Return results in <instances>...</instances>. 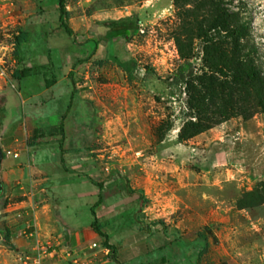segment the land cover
<instances>
[{"label":"rangeland","instance_id":"rangeland-1","mask_svg":"<svg viewBox=\"0 0 264 264\" xmlns=\"http://www.w3.org/2000/svg\"><path fill=\"white\" fill-rule=\"evenodd\" d=\"M65 1L73 36L60 25L58 0H0V95L7 98L0 228L22 239L30 218L8 220L18 214L14 203L45 189L54 214L77 206L80 227L94 234L91 209L101 203L96 221L112 245L138 241L142 229L160 249L156 264H264V113L254 91L232 78L244 62L264 77V0ZM132 15L141 26L130 43L102 40L98 22ZM240 25L244 36L226 38ZM20 32L28 41L18 63ZM187 63L193 77L185 86L174 74L188 72ZM23 68L30 76L15 80ZM205 85L213 97L197 109ZM243 100L248 119L238 108ZM199 110L217 124L193 131ZM65 113L63 138L48 134L29 146L34 130L52 132ZM167 120L174 126L160 142ZM17 181L28 196L17 193ZM256 191L259 202L250 195ZM14 247L0 240L6 260L19 259Z\"/></svg>","mask_w":264,"mask_h":264},{"label":"crops","instance_id":"crops-1","mask_svg":"<svg viewBox=\"0 0 264 264\" xmlns=\"http://www.w3.org/2000/svg\"><path fill=\"white\" fill-rule=\"evenodd\" d=\"M15 155L18 157L17 153H14V156ZM34 168L35 167L29 172H33ZM22 183L17 181V193L23 190L25 191L23 196H28L27 187L24 189V186L20 185ZM31 186H36V184L31 183ZM29 194L31 193L29 192ZM11 196L14 195L11 194ZM14 197L19 198V196ZM69 197L77 201L82 198L80 195ZM35 198H39L41 201L37 204ZM14 205L18 214L8 220L18 221L30 218L26 223L24 231H27L28 227H31V229L36 228L38 240L42 242H52L55 249L54 251H50L48 255L43 256L41 261L37 263L35 256L32 255L35 239L27 235H22V239L11 240L13 247L15 246L12 252H18L16 255L19 256V259L16 261L6 260L4 256L0 254V264H72V259L65 256L66 249L71 251L75 258L91 260L88 264H156V262L153 261H156V259L159 260L154 255V252L157 250L160 251L159 247L157 246L158 248H156L155 245H149L146 242L142 229L139 231L138 236H141V238L138 237V241L128 244L122 243L121 245H113L116 249V252L113 254L110 252V249L99 247L97 243L102 242L103 239L101 238L102 240L98 241L97 234H94L90 230L86 231L83 227H80L78 207L76 206L72 213H66V215L64 212L57 215L54 214L52 210V200L48 197L45 189L32 192L27 200L16 201ZM98 214L96 210V217L100 221ZM30 221L32 222L31 224H29ZM107 234L109 235V233ZM67 236L68 240L66 239ZM93 244H97V247L92 248ZM110 244H112L111 240ZM105 249H108V251ZM21 255L30 256V260L27 262L21 260ZM162 260L163 258H160L159 261Z\"/></svg>","mask_w":264,"mask_h":264},{"label":"trees","instance_id":"trees-1","mask_svg":"<svg viewBox=\"0 0 264 264\" xmlns=\"http://www.w3.org/2000/svg\"><path fill=\"white\" fill-rule=\"evenodd\" d=\"M58 6H59V12H60V25L61 27L64 29L65 33L69 36H73V31L68 23V16H69V12L66 10V1L65 0H58ZM222 17H225V12H223ZM226 20V17L224 18ZM97 25L102 28L104 30V33L102 35V40L109 43L110 45L113 46H123L125 44L130 43L139 33L140 31V26H141V20L139 19V17L137 15H132V16H128V17H124L118 20H109L106 22H98ZM222 25V24H220ZM219 25L215 24L214 26V30H218ZM247 31L246 26L244 25H240L234 28H227L226 29V38L229 39H238L241 38L242 36L245 35ZM28 41V33L26 32H20L16 38H15V51H14V58L15 60L19 63L21 62V57H20V48L26 44ZM249 56V55H247ZM189 66V70L188 72H186V70L184 69V67H182L180 70L176 71V73L174 74V78L176 80V82L180 85H185L188 86L189 82L191 80V78L193 77V71H192V66L187 63ZM240 65L243 66V71L239 72L237 69L235 70L236 73L232 76V78H234L235 82L238 83V85L241 87V89L244 92H248L253 90L254 91V98H255V105L257 106V108L264 113V77H262L260 71L258 70L257 67H254L251 64L248 63H241ZM215 71V70H214ZM218 72L223 73L224 75H227L226 72H224L222 69H217ZM216 71V72H217ZM30 72L31 69L29 68H23L21 70H16L13 73V78L15 80H21L23 78H27L30 76ZM206 85L203 87L204 90L206 91V96L205 95H201V96H197L196 98V102H198V105H196L197 109H202L204 102L206 101V97H213V91H209L207 90V88H205ZM201 94V93H199ZM246 101L243 100L242 102H240L238 108L241 112V116H243L244 118L248 119L250 118L251 114H247L246 112ZM6 103H7V98L5 95H0V135L2 133L3 130V123L4 120L6 118V114H5V108H6ZM66 114L65 113L62 118H61V124L59 127H54L52 129V132H48L46 133V131L44 129H36L33 132V136L31 138L32 142L29 143V146L34 147L35 145H37V140L40 138L45 137L46 135H56V134H60L63 138L64 136V125H63V121L66 118ZM201 111H198V115L200 116V119L198 118L197 122H193L191 123L192 125V129L195 132H198L199 130H208L211 129L213 125L217 124V123H212L211 121H207L206 119H204L203 117H201ZM207 123H205V122ZM174 126L173 121L171 120H167L165 122L161 123V126L159 128V141L162 142L165 140L166 136L169 134V132L172 130ZM184 131V128L182 129ZM5 157V153L3 151V159ZM100 186V191H102V186L103 185H99ZM131 193H134V191H131ZM251 197H254L257 199V202L261 201L263 196L261 193H258V191L251 193L250 194ZM142 200H145V197L143 195H140ZM2 196H0V198H2ZM99 198L101 199V194L99 195ZM239 205L241 207H243L241 205V201L239 202ZM101 206V203L97 206V208ZM95 209H91V212L93 214V216L95 217L93 222L91 223V227L92 229H94L97 233V235L99 237H101L104 242H103V246L105 248L110 249V252L113 254L116 252L115 247L110 244V237L109 235L103 231V227L102 225L97 223V217H96V210ZM2 213L0 211V220H2ZM206 230L208 231L209 234H211V230L209 228L206 227ZM11 235H12V231L8 228H0V240L5 241L8 245H10L11 247L13 245H11ZM204 250H207V247L204 248Z\"/></svg>","mask_w":264,"mask_h":264},{"label":"built area","instance_id":"built-area-1","mask_svg":"<svg viewBox=\"0 0 264 264\" xmlns=\"http://www.w3.org/2000/svg\"><path fill=\"white\" fill-rule=\"evenodd\" d=\"M17 156V155H15ZM31 227H28V230L27 231H24L22 235H27L29 237H33L35 240V244H34V252H36V257H35V260L37 263H39L42 259L43 256H46L48 255V253L50 251H54L55 249V246L52 242H42L40 240H38V234H37V231L35 229H32L30 230ZM97 247V244H93L92 245V248H96ZM106 251H108V249H105ZM65 256L67 258H70L72 259V264H88L91 262V260H88V259H85V260H81L79 258H75L73 256V253L69 250L66 249V252H65ZM20 259L23 260V261H29L30 260V256L28 255H21L20 256Z\"/></svg>","mask_w":264,"mask_h":264},{"label":"water","instance_id":"water-1","mask_svg":"<svg viewBox=\"0 0 264 264\" xmlns=\"http://www.w3.org/2000/svg\"><path fill=\"white\" fill-rule=\"evenodd\" d=\"M2 162H3V150H2V147L0 146V196H2L4 193V186H3L2 177H1ZM66 239L68 240V236L66 237Z\"/></svg>","mask_w":264,"mask_h":264}]
</instances>
